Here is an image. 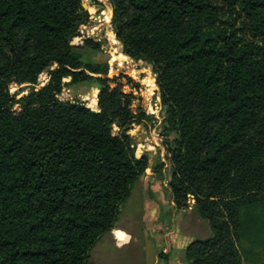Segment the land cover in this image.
Wrapping results in <instances>:
<instances>
[{
	"label": "trees",
	"instance_id": "trees-1",
	"mask_svg": "<svg viewBox=\"0 0 264 264\" xmlns=\"http://www.w3.org/2000/svg\"><path fill=\"white\" fill-rule=\"evenodd\" d=\"M82 3L0 0V264H84L149 168L125 133L151 118L140 84L107 76L106 61L82 65L71 43L88 21ZM109 3L123 54L151 66L164 127L177 134L165 137L172 200L192 201L210 232L188 242L186 264H241L237 243L259 223L242 210L264 200V0ZM44 70L42 87L9 91ZM88 80L97 110L58 99L62 85Z\"/></svg>",
	"mask_w": 264,
	"mask_h": 264
},
{
	"label": "rangeland",
	"instance_id": "rangeland-1",
	"mask_svg": "<svg viewBox=\"0 0 264 264\" xmlns=\"http://www.w3.org/2000/svg\"><path fill=\"white\" fill-rule=\"evenodd\" d=\"M81 1L86 3L88 21L79 25L77 31H81L82 36L72 37L71 43L81 47L82 65L106 61L107 76L124 72L132 77L141 89L137 103L151 116L145 122L129 125L125 131L131 138L135 157L144 152L149 156V168L135 182L129 197L121 204L115 228L96 241L84 264H186L184 249L188 242L207 237L210 232L205 221L197 220L192 201L188 208L180 209L172 200L169 187L171 164L165 137L173 138L177 134L164 127L155 74L145 61L123 54L110 23L112 9L109 0ZM88 34L93 41L100 43L99 50L83 48ZM48 79V70H44L36 84L12 83L9 91L21 96L33 88L42 87ZM148 82L152 85L150 90ZM97 90L98 84L88 80L71 86L62 85L57 97L63 101L79 100L90 109L97 110L96 103L95 107L90 105ZM111 128L115 134L121 132L117 123H113ZM137 148L140 149L138 155ZM258 199L249 210H242V217L259 218V223L237 243L241 264H264V200Z\"/></svg>",
	"mask_w": 264,
	"mask_h": 264
},
{
	"label": "water",
	"instance_id": "water-1",
	"mask_svg": "<svg viewBox=\"0 0 264 264\" xmlns=\"http://www.w3.org/2000/svg\"><path fill=\"white\" fill-rule=\"evenodd\" d=\"M82 6H83L84 8H86V3L83 2V3H82ZM74 36H82V32H81V31H76V32L74 33L73 37H74ZM86 38H90V35L88 34V35L86 36ZM117 42H118V44H119L120 46H122V44H121L120 41L117 40ZM145 63H146V62H145ZM98 88H99V86H98ZM133 155H134V153H133ZM134 156H135V155H134Z\"/></svg>",
	"mask_w": 264,
	"mask_h": 264
},
{
	"label": "bare ground",
	"instance_id": "bare-ground-1",
	"mask_svg": "<svg viewBox=\"0 0 264 264\" xmlns=\"http://www.w3.org/2000/svg\"><path fill=\"white\" fill-rule=\"evenodd\" d=\"M106 18V17H105ZM100 23V22H99ZM94 30L96 29V27H94L93 28ZM92 30V29H91ZM93 31V30H92ZM132 72V71H131ZM147 87L149 88V90H150V88L152 87V85H151V83L150 82H148L147 83ZM147 91V90H146ZM90 105L93 107V104H92V101L90 102ZM140 151V149L139 148H137L136 149V155H138V152Z\"/></svg>",
	"mask_w": 264,
	"mask_h": 264
}]
</instances>
